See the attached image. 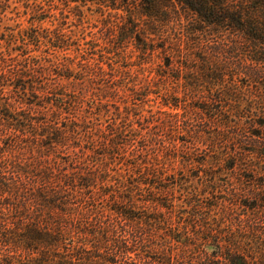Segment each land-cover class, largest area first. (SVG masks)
Segmentation results:
<instances>
[{
    "label": "trees",
    "instance_id": "16d2710c",
    "mask_svg": "<svg viewBox=\"0 0 264 264\" xmlns=\"http://www.w3.org/2000/svg\"><path fill=\"white\" fill-rule=\"evenodd\" d=\"M126 9L0 32V264H264V0Z\"/></svg>",
    "mask_w": 264,
    "mask_h": 264
},
{
    "label": "rangeland",
    "instance_id": "374dc122",
    "mask_svg": "<svg viewBox=\"0 0 264 264\" xmlns=\"http://www.w3.org/2000/svg\"><path fill=\"white\" fill-rule=\"evenodd\" d=\"M3 3L0 5V32H17L19 26L27 27L32 22V17L39 18V21H35V25L40 31H54L56 29L62 32H84L87 38H91L95 31L104 27V19L102 18V12L105 15L111 14L112 20L116 21V16H127L126 6L130 0L124 2L118 0L115 4L116 9H98L97 6H93V9L97 7V10L91 11L90 8L85 10V16L81 18L78 14L74 13L68 7H72L76 3L70 1V5H66V0H1ZM126 3V4H125ZM91 6V5H90ZM113 7V6H112ZM101 11V12H100ZM35 27V26H34ZM7 43L0 40V49L4 48ZM136 46L134 43H127L125 50H120L124 59V66L126 71H130L131 74L135 73V70L139 67L136 65L137 59L135 56ZM35 53V52H32ZM125 53V54H124ZM117 59V58H115ZM122 62V61H121ZM121 62L119 64H121ZM149 63L144 64L146 67H156L158 63L157 55L150 60ZM154 72L149 76L152 81L156 82L149 95L146 96V101L141 103L143 108L147 110L157 111L160 106V93H163L162 76L159 75V71L156 72V68H153ZM160 92V93H159ZM227 175V173H225Z\"/></svg>",
    "mask_w": 264,
    "mask_h": 264
}]
</instances>
